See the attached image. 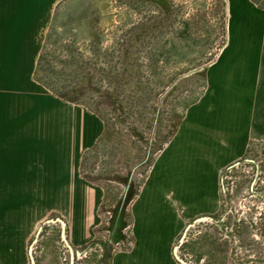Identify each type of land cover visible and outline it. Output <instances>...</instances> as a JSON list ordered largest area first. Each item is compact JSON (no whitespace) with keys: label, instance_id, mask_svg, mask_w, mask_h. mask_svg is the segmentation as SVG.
<instances>
[{"label":"rangeland","instance_id":"374dc122","mask_svg":"<svg viewBox=\"0 0 264 264\" xmlns=\"http://www.w3.org/2000/svg\"><path fill=\"white\" fill-rule=\"evenodd\" d=\"M253 1L0 0V264L133 252L159 158L194 107L222 105V71L240 66L225 61L255 56L233 41L244 10L264 11ZM262 83L247 153L221 171L217 212L175 241L176 263L178 247L189 264H264Z\"/></svg>","mask_w":264,"mask_h":264},{"label":"crops","instance_id":"0c3cea01","mask_svg":"<svg viewBox=\"0 0 264 264\" xmlns=\"http://www.w3.org/2000/svg\"><path fill=\"white\" fill-rule=\"evenodd\" d=\"M241 1L231 0L234 10ZM244 11L242 24L234 31V46L254 49L255 56L225 61L226 66H240L222 71V105L213 111L204 103L193 108L183 134L163 152L134 205L133 252L120 253L113 264H179L171 259V249L187 223L217 212L221 171L231 160L245 156L258 126L257 102L264 80V11ZM7 228L0 225V240L6 239Z\"/></svg>","mask_w":264,"mask_h":264},{"label":"water","instance_id":"95a60500","mask_svg":"<svg viewBox=\"0 0 264 264\" xmlns=\"http://www.w3.org/2000/svg\"><path fill=\"white\" fill-rule=\"evenodd\" d=\"M202 218H205V217H201L199 219H202ZM64 233V232H63ZM183 239V237H182ZM30 254H31V260L32 262L34 263V257H33V254H32V248H30ZM175 256L176 258L183 264H189L188 262H186L178 253V247L175 248Z\"/></svg>","mask_w":264,"mask_h":264}]
</instances>
